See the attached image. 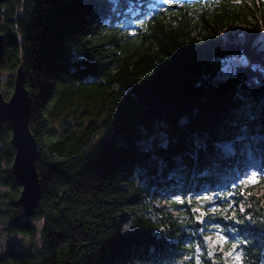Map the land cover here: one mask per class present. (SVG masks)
I'll return each instance as SVG.
<instances>
[{"label":"trees","instance_id":"trees-1","mask_svg":"<svg viewBox=\"0 0 264 264\" xmlns=\"http://www.w3.org/2000/svg\"><path fill=\"white\" fill-rule=\"evenodd\" d=\"M0 35L4 98L23 69L40 187L25 219L6 121L0 223L38 233L39 245L0 250V264H231L236 249L244 264H264V174L240 184L250 151L264 165V0H0ZM228 58L239 60L224 71ZM173 75L204 93L164 122L132 88ZM238 93L253 117L247 133L230 123ZM197 208L219 228L198 227ZM233 212L243 223L223 218Z\"/></svg>","mask_w":264,"mask_h":264},{"label":"water","instance_id":"water-1","mask_svg":"<svg viewBox=\"0 0 264 264\" xmlns=\"http://www.w3.org/2000/svg\"><path fill=\"white\" fill-rule=\"evenodd\" d=\"M3 42L0 35V60ZM132 91L147 111L164 122L176 121L195 109L203 96V85L178 75H173L150 84H139ZM30 97L24 85L22 66L14 74L13 90L8 98L0 91V130L8 121L11 129L10 145L14 156L10 166L14 180L20 185L17 204L27 219L33 215L39 203L40 187L36 172L37 144L29 129Z\"/></svg>","mask_w":264,"mask_h":264},{"label":"snow or ice","instance_id":"snow-or-ice-1","mask_svg":"<svg viewBox=\"0 0 264 264\" xmlns=\"http://www.w3.org/2000/svg\"><path fill=\"white\" fill-rule=\"evenodd\" d=\"M237 101H238V103H237V106L235 107V109L233 111L232 117L230 119V123H231L232 127H236L237 125H240L241 126V131L244 132V133H247L248 132V128H249L248 121H251L253 119V117L248 112V109H249L248 98L245 97L243 94L238 93L237 94ZM245 138H246L245 136L236 137L237 140H242V139H245ZM152 139H154V138H150L149 144H151V140ZM161 146L162 147H166L167 146V141L166 140L163 141ZM194 146H195V148L197 150L203 149L204 152L206 154H208L209 157H211V153L209 151V142L207 140L201 139V138H194ZM213 147H214V145H213ZM147 150L148 149L146 148L145 151H147ZM191 155H192V160H193V166H195L198 163V156H197V154L195 152L192 153ZM255 177H256V173L253 172L250 176H247L245 179L241 180L240 181L241 190H242V186L245 185V184L257 183ZM232 187L236 188V184L233 183ZM235 194L236 193L229 191V192H227L225 194V196L221 197V199H226L227 197L233 196ZM198 198L202 199L204 201H207L209 203H211V201L213 200V196H210V195H203V196H200ZM174 199H176L177 201H182L183 197L181 195H174ZM228 207L232 208V205L229 204ZM195 211L197 213H199V215L197 216V220L198 221H204L205 223L211 224V226L214 229H218L219 228V225H217L215 223V216L207 217V215L205 213L201 212V210L199 208L195 209ZM210 211L215 214V213L219 212V209L217 207H215V206H212L210 208ZM240 211L241 212L244 211L243 206H241ZM223 218L224 219H232L237 224L243 223V221H241V220H239L237 218L235 212H233L231 217L224 216ZM205 239L208 240L210 238L206 236ZM217 239L219 241H221V242H224V243L227 242L223 235H218ZM213 243H215V241H213ZM236 248H237V244L233 243L232 244V249H236ZM229 254H231V252ZM235 259L237 260V262H239L241 260V257L239 255H236Z\"/></svg>","mask_w":264,"mask_h":264},{"label":"rangeland","instance_id":"rangeland-1","mask_svg":"<svg viewBox=\"0 0 264 264\" xmlns=\"http://www.w3.org/2000/svg\"><path fill=\"white\" fill-rule=\"evenodd\" d=\"M239 60L238 58H228L223 66L224 71L227 69L226 67H229V65L233 64V63H237ZM9 75V72L7 71H3L0 75V80H1V86H0V91L2 92V83H4L7 79ZM258 157V155L254 152L250 153L249 158L253 160H255ZM260 169L256 166V165H252V163L249 164V166L246 167V173H245V177L250 176L253 172L256 173V181L259 177L258 174H260ZM202 201H200L201 203ZM178 203H181V201H178ZM214 204H216V202H211L209 203L208 207L211 208ZM201 223V221H200ZM7 224L6 222H1L0 223V250H6L8 248H12V249H17V250H21V251H27L29 250L32 246H38L39 245V238H38V233L35 234V236L33 238H27L24 237L21 234H13L7 231L6 229ZM217 234V233H216ZM213 241H215V243H213ZM213 241L211 242V245L214 246L216 245L218 242L216 239H213ZM229 254V253H227ZM236 255H239L241 257L240 254V250L236 249L234 250L229 256V261L231 260V264H244V262L242 260H240L239 262H237V260L235 259Z\"/></svg>","mask_w":264,"mask_h":264}]
</instances>
